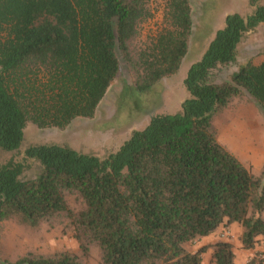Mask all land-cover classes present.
<instances>
[{"label":"trees","instance_id":"obj_1","mask_svg":"<svg viewBox=\"0 0 264 264\" xmlns=\"http://www.w3.org/2000/svg\"><path fill=\"white\" fill-rule=\"evenodd\" d=\"M258 0H250L255 4ZM163 23L132 59L129 43L152 14L147 0H0V148L16 152L23 128L63 129L92 118L124 66L135 87L151 89L176 73L189 50L192 0H163ZM264 23V6L225 16L183 79L181 112L157 114L106 157L58 144L31 145L0 166V222L37 227L59 214L82 256L100 264H235L234 244L188 245L237 223L243 249L264 241V163L252 173L215 134L213 119L247 93L264 109V59L238 63V45ZM235 66L225 78L219 73ZM35 168L34 173H25ZM65 192L85 208L73 211ZM8 264H87L73 251L27 252ZM246 264H264L254 255Z\"/></svg>","mask_w":264,"mask_h":264},{"label":"rangeland","instance_id":"obj_2","mask_svg":"<svg viewBox=\"0 0 264 264\" xmlns=\"http://www.w3.org/2000/svg\"><path fill=\"white\" fill-rule=\"evenodd\" d=\"M147 5L152 16L141 24L138 35L129 43L133 60L150 45L163 23V0H147ZM256 5L264 6V0L255 4L250 0H192L193 30L189 50L176 73L164 77L151 89L141 91L134 85L138 68L132 64L124 66L92 118H77L63 129H40L27 123L18 151L0 148V166L11 157L22 159L24 150L37 144H58L80 153L106 157L115 152L133 130H142L153 116L181 112L182 103L189 96L183 79L191 63L201 58L215 31L224 25L227 14L239 13L246 17ZM263 59L264 23L247 32L238 45V63L250 60L259 64ZM235 68H226L218 77L225 78ZM213 126L217 140L252 173L259 175L264 163V109L247 93H241L214 117ZM34 171L32 167L25 176ZM65 200L75 212L85 208L83 199L76 192H65ZM198 245L197 241L188 248L195 249ZM62 250L77 253L87 264H100L97 245H92L88 254L82 256L73 226L63 214L43 221L37 227H30L15 217L0 222V264L15 261L27 252L52 254ZM262 254L264 261V252Z\"/></svg>","mask_w":264,"mask_h":264},{"label":"crops","instance_id":"obj_3","mask_svg":"<svg viewBox=\"0 0 264 264\" xmlns=\"http://www.w3.org/2000/svg\"><path fill=\"white\" fill-rule=\"evenodd\" d=\"M241 228L237 223H232L229 226H220L214 233L202 237L198 243L200 245L211 243L215 240H228L234 244V252H235V264H246L250 258H252L256 253L264 252V241H260L256 246L252 249H243L240 246L239 242V234ZM197 248V247H196ZM195 248V249H196ZM211 251L208 250L202 255V263L201 264H209Z\"/></svg>","mask_w":264,"mask_h":264},{"label":"built area","instance_id":"obj_4","mask_svg":"<svg viewBox=\"0 0 264 264\" xmlns=\"http://www.w3.org/2000/svg\"><path fill=\"white\" fill-rule=\"evenodd\" d=\"M256 254H257V258H258V259H261V257H263V254L260 253V252H258V253H256ZM256 254H255V255H256ZM250 259H251V258H250ZM250 259H249V260H250ZM249 260H248V261H249Z\"/></svg>","mask_w":264,"mask_h":264}]
</instances>
